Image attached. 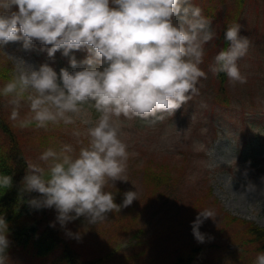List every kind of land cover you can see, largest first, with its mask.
<instances>
[{"label": "clouds", "instance_id": "9594fccd", "mask_svg": "<svg viewBox=\"0 0 264 264\" xmlns=\"http://www.w3.org/2000/svg\"><path fill=\"white\" fill-rule=\"evenodd\" d=\"M240 32L239 24L226 29L228 47L218 52L210 71L246 83L237 61L247 53L249 40ZM212 39L202 10L190 0H0V46L21 41L28 50L38 42L50 58L60 50L66 57L74 50L87 52L81 61L69 58L72 71L61 68L57 74L44 63L14 75L0 89L3 96H11L10 119L18 120L21 128L32 123L45 128L50 122L72 123L69 114H80L85 106L99 113L94 123L87 121L89 142L78 156L68 154V148H49L38 157L40 163L27 166L22 190L40 194L29 205L54 208L55 223L65 228L81 217L95 225L113 209L137 200L136 191H128L117 205L114 195L104 191L109 181H127L122 179L127 145L120 139L119 117L155 123L198 95L200 78H207L199 65L204 45ZM22 101L29 106L24 119L19 113ZM11 185V176H0V186ZM213 215L199 211L192 222L198 242L205 241L200 226ZM68 234L79 238L78 233ZM9 246L2 218L0 264L8 259ZM254 264H264V251Z\"/></svg>", "mask_w": 264, "mask_h": 264}, {"label": "rangeland", "instance_id": "374dc122", "mask_svg": "<svg viewBox=\"0 0 264 264\" xmlns=\"http://www.w3.org/2000/svg\"><path fill=\"white\" fill-rule=\"evenodd\" d=\"M190 2L202 9L209 0ZM216 2L224 10L233 0ZM202 16L214 37L213 22ZM240 25V34L249 40L247 53L237 61L246 83L229 80L231 106L212 108L208 69L207 78L197 84L199 94L173 114L164 113L162 120L150 123L140 118L119 117L120 139L127 145L122 179L127 181H109L104 191L123 193L118 205H122L124 193L128 191H136L137 200L120 210L113 209L106 220L95 225L79 221L71 230L79 238L65 234L81 264H89L95 256H107L110 250L115 253L101 264H166L174 248L185 246L194 238L191 225L203 210L214 213L200 226L199 231L205 234L204 243L225 241L216 229L220 206L264 226V176L257 173L255 165L264 158V0H248ZM212 41L204 45V52ZM41 48L38 42L28 50L22 47L21 41L10 42L0 46V54L16 73L31 71L30 65L38 68L47 63L57 74L61 68L72 71L71 56L77 61L87 56L85 50H74L66 57L60 50L50 58ZM69 115L73 122L64 123L58 146L49 148L56 151L68 148L71 149L68 154L78 156L89 142L87 129L91 124L87 121L94 123L99 114L85 107L82 113ZM42 153L43 150L39 152L35 146L31 147L32 162L40 163L38 157ZM164 162L176 165L172 167V182L176 178L179 181L175 187L166 185L157 193L158 197L152 198L146 185L145 167L157 168ZM208 187L212 188L213 195L200 209L194 210L198 197ZM215 197L219 203L213 202ZM56 215V211L51 215L54 221ZM8 239L5 264H57L58 253L37 259L30 251L12 244L9 234ZM217 252L218 249H208L199 258L208 264L231 263L229 258L221 256L214 261L212 257Z\"/></svg>", "mask_w": 264, "mask_h": 264}, {"label": "trees", "instance_id": "16d2710c", "mask_svg": "<svg viewBox=\"0 0 264 264\" xmlns=\"http://www.w3.org/2000/svg\"><path fill=\"white\" fill-rule=\"evenodd\" d=\"M247 3L248 0H233L224 10L217 4L216 0H209L208 3L202 5V13L213 22L215 28L212 45L205 48L203 62L199 65L205 74L213 66L214 58L218 52L227 49L228 42L224 39V33L229 26L240 25L242 13ZM198 4L200 5V3ZM209 73L211 89L209 93L213 100L212 108L231 106L232 95L228 77L224 73L213 74L210 70ZM16 74L14 68H11L7 60L0 54V89H3ZM10 99L11 96L5 97L0 94V176L12 177L11 187L0 186V219L4 218L8 225V234L12 244L30 251L35 258L42 259L58 253L57 264H61V262L62 264L63 262L65 264H81L76 258L78 253L72 250L66 235L69 237L68 232L73 230L79 221H85L84 218L81 217L75 222H69L65 228H62L59 223H55L51 218L52 214L55 215L54 208L36 209L29 205L28 201L40 194L24 192L21 184L27 166L33 164L31 147L35 146L39 152L41 150L44 152L49 147L58 146L64 122H50L47 127L36 128V130H33V127H36L35 123L21 128L18 120L10 119L13 107L8 103ZM89 109L95 115L99 114L95 109ZM19 113L20 119L29 115V106L26 102H21ZM255 165L257 173L264 176V158L258 163L256 162ZM173 166L176 165L164 162L160 163L157 168L153 166L151 168L149 165L145 167L146 185L152 194V198L158 197L157 193L166 185L174 187L177 185L178 178L175 177L176 181L172 182L174 180L172 177ZM112 194L114 195V203H120L123 193L115 194L113 192ZM212 195V188L208 187L206 192L198 197L194 210L205 205ZM213 202L219 203V200L215 197ZM220 208L221 216L217 226H215L218 234H221L225 241L200 243L193 238L185 246L174 248L171 251L172 257L166 264H208L199 257L202 252L214 248L219 250L217 255L212 257L214 261L221 256L229 258L232 264H254L257 254L264 251V226L254 220L232 214L223 206ZM191 216L190 213L189 218ZM53 223H55L54 227L51 226ZM114 253L113 250H110L107 256H95L88 263L101 264L110 256L112 257Z\"/></svg>", "mask_w": 264, "mask_h": 264}]
</instances>
